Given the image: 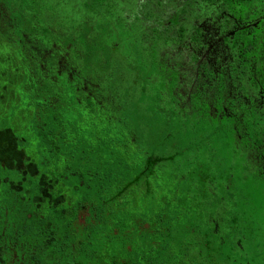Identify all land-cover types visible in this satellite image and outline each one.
Returning <instances> with one entry per match:
<instances>
[{"label": "flooded vegetation", "instance_id": "af4514ba", "mask_svg": "<svg viewBox=\"0 0 264 264\" xmlns=\"http://www.w3.org/2000/svg\"><path fill=\"white\" fill-rule=\"evenodd\" d=\"M0 1L9 10L5 23L16 16L18 40L25 32L53 36L64 44L83 43L85 50L110 46L116 56L82 100L75 80L45 84V95L38 85L25 134L11 117L1 119L0 133L13 136L4 147L15 156L0 159V166H16V182L0 177V184L16 192V220L21 198L51 224L85 218V203L114 204L119 199L113 196L122 193L126 211L146 220L147 233L148 221L159 217L203 220L226 246L228 260L264 264V85L257 37L264 17L243 25L256 27L254 40L192 34L154 40L147 35L158 24L150 22L145 0L76 10L50 0ZM0 35L12 39L2 28ZM155 73L160 88H149ZM162 108L169 112L165 117ZM144 119L158 121L161 132L144 130ZM160 147L159 153L179 158L181 175L170 188L154 170ZM138 196L147 212L136 209Z\"/></svg>", "mask_w": 264, "mask_h": 264}, {"label": "trees", "instance_id": "16d2710c", "mask_svg": "<svg viewBox=\"0 0 264 264\" xmlns=\"http://www.w3.org/2000/svg\"><path fill=\"white\" fill-rule=\"evenodd\" d=\"M50 1L74 10L94 5L115 9L120 4L117 0ZM145 1L150 22L158 24L148 31L154 40H183L190 34L210 40H243L244 36L254 40L256 27L243 25L264 17V0ZM257 37L262 40L260 79L264 85V27ZM100 196L109 197L102 192ZM113 197L119 199L117 203L98 200L87 205L84 201L85 218H60L51 224L21 198L16 220V192L1 183L0 264H238L228 260L226 246L212 236L203 220L159 217L148 221L147 233L146 220H135L126 211L122 193Z\"/></svg>", "mask_w": 264, "mask_h": 264}, {"label": "rangeland", "instance_id": "374dc122", "mask_svg": "<svg viewBox=\"0 0 264 264\" xmlns=\"http://www.w3.org/2000/svg\"><path fill=\"white\" fill-rule=\"evenodd\" d=\"M8 13V8L6 9L3 1H0V30L2 28L3 31L9 32L12 38L8 40L3 35H0V130L4 124L1 119L9 120L11 117L15 127L20 126V133L25 134L22 127L24 126L28 129L33 110L30 103L31 97L36 92L38 85L42 88L41 94L45 95L49 89L45 84L51 88L60 86L63 81L62 78L75 80L77 99L82 100L90 95L88 91L93 88V85L104 74L109 72L111 60L116 56L110 46H106L105 49H87V51L83 43L81 45L71 42L64 44V42L56 40L53 36L41 39L34 34L25 32L23 40H18V34L12 27V24L18 23V21L16 22V16L11 17L13 21L9 20L7 23L3 19L4 14ZM18 42L22 44V49L19 52L18 48H20V45ZM160 78L159 74L155 73L150 82L147 83L148 87L151 88L154 85L156 88H160L156 85L159 83ZM136 79H138V75ZM134 85L138 86L139 82L135 80ZM133 92H139V90L135 89ZM163 95H166L165 91H163ZM163 98L166 99L167 97L164 96ZM95 99L98 102V95H95ZM53 101H56L55 98H53ZM160 113L165 117L169 112L162 108ZM141 117L146 116L141 113ZM144 120H146L144 130L148 133L158 135L161 132V128L157 124L158 121L150 120L148 122L147 119ZM141 126L143 128L144 123H141ZM9 137L13 138L9 134L0 133V159L7 162H11L12 156H15L12 149L4 147V142ZM165 143H168V141H165ZM158 150H161V147L155 148L153 157L154 170L155 172L160 170L158 177L160 180H164L166 187L170 188L175 185L181 175L178 170L179 158L176 155L167 157L166 154L163 152L159 153ZM0 177L1 179L16 182V166L1 164ZM25 179L28 180L29 177ZM31 180L33 181V179ZM140 199L141 197L138 196L136 209H139L138 212H147L146 209L148 207L144 208ZM0 204H2L1 201ZM250 252L253 253L252 247ZM122 260L121 256L119 261ZM122 263L127 264L126 261H122Z\"/></svg>", "mask_w": 264, "mask_h": 264}]
</instances>
